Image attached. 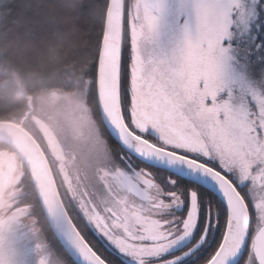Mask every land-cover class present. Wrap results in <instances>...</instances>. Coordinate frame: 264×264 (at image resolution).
<instances>
[{
    "label": "snow or ice",
    "instance_id": "6c2138e0",
    "mask_svg": "<svg viewBox=\"0 0 264 264\" xmlns=\"http://www.w3.org/2000/svg\"><path fill=\"white\" fill-rule=\"evenodd\" d=\"M119 3L132 51L129 63L126 55L122 57L124 46L121 48L117 74L120 112L134 135L163 151L147 153L136 141L130 147L147 157L187 164L218 182L230 214L225 239L207 264H228L246 237L249 206L227 173H235L241 183L264 188V71L253 78L248 61L238 59L239 48L233 43L248 33L259 0H251V5L245 0H193L192 23L185 26L180 45L163 59L149 57L144 51L158 30L163 5L156 0ZM254 50L264 52V42L254 43ZM257 59L264 60V55ZM201 157L218 161L220 170ZM159 201L157 221H164L165 212L183 204L174 192H162ZM240 204L248 214L246 226L232 218ZM197 215V194L192 192L190 210L175 231L191 236ZM174 220H168L165 227L175 225ZM241 227L242 238L229 246V233ZM251 250L248 264H264L255 244Z\"/></svg>",
    "mask_w": 264,
    "mask_h": 264
},
{
    "label": "flooded vegetation",
    "instance_id": "af4514ba",
    "mask_svg": "<svg viewBox=\"0 0 264 264\" xmlns=\"http://www.w3.org/2000/svg\"><path fill=\"white\" fill-rule=\"evenodd\" d=\"M32 123L40 121L34 120ZM43 138L47 148L43 143L41 145L69 216L80 233L93 235L88 241L105 261L112 264H137L138 261L142 264H201L215 248L219 240V227L212 216L214 210L208 195L194 183L138 161L112 145L104 133L100 143L102 146V140L106 143L111 156L93 161L91 155L86 166L75 162L74 157L66 153L62 159L56 154L51 135L44 134ZM200 159H207L210 167L215 166L220 170V166L211 159ZM17 166L13 152L0 147V196L7 189ZM227 175L248 204L247 186L238 180L235 173ZM19 177L17 174L14 184L19 182ZM162 192L177 193L183 204L165 212L164 221H157L155 217ZM192 192L197 194L198 199L197 224L191 236H184L175 228L180 226L190 210ZM31 209L30 204L19 200L0 217V248L8 234L24 230L18 224L21 213ZM173 218L176 226L165 227L167 221ZM120 248L128 254H124Z\"/></svg>",
    "mask_w": 264,
    "mask_h": 264
},
{
    "label": "rangeland",
    "instance_id": "374dc122",
    "mask_svg": "<svg viewBox=\"0 0 264 264\" xmlns=\"http://www.w3.org/2000/svg\"><path fill=\"white\" fill-rule=\"evenodd\" d=\"M156 2L163 5V10L159 13V27L154 37L146 43L144 51L145 55L149 57L163 59L180 45L185 26L192 23L194 19L191 9L193 0H156ZM245 2L251 5V0H245ZM127 3L133 5L135 0H127ZM261 5H264V0H259V3L255 5L257 15L250 21L248 33L243 39L233 41L239 48L238 59L242 63L245 59L248 61L250 74L256 79L259 78L261 71H264V60L257 59L258 56L264 55V52L254 50V43L264 42V7ZM124 29L127 40L123 36L122 46H126L127 43V55L129 53L130 63L132 51L128 38L127 21ZM8 75L11 82L23 91L24 84L20 79L11 72H8ZM67 81L70 87L67 90L52 89L31 95L33 113L26 124L44 146L46 144L43 135H51L56 146V154L60 155L62 159L65 158L66 153L73 156L75 162L86 166L89 165L91 155H93V161L102 157H110L111 153L107 151L106 143L102 139L103 146L100 143L103 130L90 101L89 86L91 81L76 76L68 77ZM25 94L29 95L26 92ZM24 110L20 111L13 119L19 120ZM34 120H39L40 123L33 124ZM15 158L18 163L17 170L9 179L10 184L8 183L7 189L0 196V217L5 215L16 201L26 195L24 187L26 171L20 159L16 156ZM211 161L219 166L218 161L212 159ZM22 171L23 173H21ZM17 174L20 176L19 182L14 184ZM243 184L247 186L248 206L251 211L250 244L242 256L240 264H248L251 259V238L259 226L264 224V188L254 187L247 181ZM209 200L211 201L210 206L214 210L212 216L214 220H217L220 236L224 227L222 210L212 199ZM31 212L32 210H28L21 213L22 217L18 224H21L24 230L8 234L1 243L0 264H65L63 258L54 251L48 231L41 228L38 219ZM20 236L22 237L19 239Z\"/></svg>",
    "mask_w": 264,
    "mask_h": 264
},
{
    "label": "trees",
    "instance_id": "16d2710c",
    "mask_svg": "<svg viewBox=\"0 0 264 264\" xmlns=\"http://www.w3.org/2000/svg\"><path fill=\"white\" fill-rule=\"evenodd\" d=\"M106 4L107 0H0V120H15L13 118L26 108L22 91L11 82L8 72L20 79L29 95L52 89L67 90L70 88L68 77L85 78L91 81L90 101L103 133L119 149L100 120L95 98V72ZM124 34L123 26L126 39ZM125 55L129 61L127 43L122 49V57ZM0 147L7 148L3 144ZM24 187L26 195L22 196V202L30 204L39 225L48 231L54 251L65 264H74L52 235L27 171ZM198 187L222 210L225 222L222 203L212 193ZM82 236L93 248L88 241L93 235ZM249 244L248 240L244 253Z\"/></svg>",
    "mask_w": 264,
    "mask_h": 264
},
{
    "label": "water",
    "instance_id": "95a60500",
    "mask_svg": "<svg viewBox=\"0 0 264 264\" xmlns=\"http://www.w3.org/2000/svg\"><path fill=\"white\" fill-rule=\"evenodd\" d=\"M122 35L123 25L119 0H113L112 7L109 6V0H107L95 72V98L101 122L109 136L124 151L140 162L193 182L211 192L221 201L226 213L225 225L219 245L211 255L212 257L216 254L227 232L230 214L227 198L218 182L210 175L199 170H194L187 166V164L178 161L169 162L166 159L141 155L134 148L130 147L132 141H136L143 151L147 153H160L163 151L156 148L153 144H148L146 140H141L139 136L134 135L127 127L121 115L117 74L122 48ZM22 94L26 100L27 110L20 121L10 119L0 120V144H4L12 149L26 168L48 227L72 262L74 264H107L84 240L69 217L60 198L48 159L37 140L24 126V121L32 113L33 106L32 97L26 95L24 90ZM247 217V211L243 209L242 204L234 209L232 217L234 221L246 226ZM262 233H264V224L257 229L252 237V244H255L257 254L264 259V235ZM248 235L249 227L241 247L235 256L228 259V264H238L244 253ZM242 236L243 227L238 232L229 233L226 238L229 246L234 240H238ZM220 256L223 258V250ZM208 260L205 264H207Z\"/></svg>",
    "mask_w": 264,
    "mask_h": 264
},
{
    "label": "bare ground",
    "instance_id": "6f19581e",
    "mask_svg": "<svg viewBox=\"0 0 264 264\" xmlns=\"http://www.w3.org/2000/svg\"><path fill=\"white\" fill-rule=\"evenodd\" d=\"M7 148H8V146H7Z\"/></svg>",
    "mask_w": 264,
    "mask_h": 264
}]
</instances>
